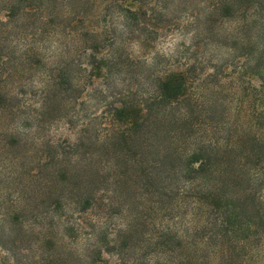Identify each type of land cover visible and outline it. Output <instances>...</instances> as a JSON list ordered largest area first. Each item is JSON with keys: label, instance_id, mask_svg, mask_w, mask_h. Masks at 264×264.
Listing matches in <instances>:
<instances>
[{"label": "trees", "instance_id": "trees-1", "mask_svg": "<svg viewBox=\"0 0 264 264\" xmlns=\"http://www.w3.org/2000/svg\"><path fill=\"white\" fill-rule=\"evenodd\" d=\"M24 2L25 0H9L7 19L14 21L18 16L17 11L25 6ZM125 2L126 0L121 2L116 10L110 4L104 7L102 16L109 24L107 27L115 24V15L122 20L121 26L125 29V21L140 20V8L130 7ZM131 2L133 4L134 0ZM217 11L225 21L235 22V26L229 29L230 32L226 29L216 31L221 36L225 34V38H232L231 43H225L233 53L229 61L232 68L230 73L225 69L227 63L217 61L216 56L215 63H212L211 57L203 55L197 63L213 64L214 69L198 83V90L191 89V83L195 80L190 73L195 68L192 64L184 72L166 73L158 79L153 92L145 97L142 95V99L135 98V94L130 92L118 94V104L109 106L105 112L107 128L103 141H94L107 152L106 155L111 154L113 160L102 161V155L81 150L88 132L87 126L78 130L75 141L68 142L66 148L70 151L55 150L48 153L43 150L44 153L40 155L39 158H43L45 162L43 167L48 169V173L41 178L42 183L45 187L52 188L50 195L59 193L55 197L53 209L60 208L64 213L67 205H72L81 214L88 209H93L96 213V217L88 223L79 216L68 225L73 241H86L83 264H101L105 260L104 253L115 255L114 264H138L136 254L130 255V241L135 236L133 224L127 222L123 227L116 225L110 232L102 228L106 219L102 215L103 208L105 205H112L113 200L121 193L120 181L131 182L138 178H145L148 182H165L163 188H166V192L174 190L191 196L194 209L193 231L186 229L180 235L177 232L171 236L166 234L159 241L168 246L175 237H181L178 241L182 247L180 252L163 251L161 260L157 258L156 262L150 260L146 264H247L249 252L245 249L246 239L244 240L247 235L242 232L250 227V221L244 219L245 226L240 225L243 213L236 203L244 200L237 197L238 192L232 191L235 182L233 160L237 149H247L246 156L252 155L259 164L264 159L263 154H260L264 150V144L260 143L258 133L248 132L243 135L235 121H228L229 117L219 120L210 114L215 112L216 115L219 107L224 108L227 105L224 103L227 100L221 98L226 87L231 93L240 88L243 94L239 99L237 114L245 105L253 106L249 112L255 118H261V122L264 121V0H216L215 12ZM83 17L86 15L83 14L81 18ZM8 27L5 45L0 44V48L5 47V53L0 56L7 60L13 84L5 92V96L7 99L19 97L20 92L16 85L20 84L26 69L38 72L37 77L41 76L39 82L42 86L36 101L40 106L36 110L35 119L40 124H45V114L57 95L56 87L63 83L80 86V71H88L94 78L102 76L105 85L114 73V67L121 63L118 60L117 41L111 38L108 42L106 38H101L108 28L92 29L93 34L90 35L94 39L88 41V31L84 27L75 30L73 26L71 34L65 36H73L74 39L68 43L60 38L61 43L57 45L61 47L53 48L52 43L55 42L49 38L53 33L48 32L44 37L41 36L45 39L41 41L32 35H24L17 23ZM56 56L57 66L60 68L58 75L52 73L53 68L46 69L48 61ZM81 56L87 62L85 65L80 61ZM225 73L228 75L227 80L223 78ZM253 75L260 79L258 86H251L250 76ZM210 90L215 91V102H208L203 98ZM22 107L23 105L12 107L11 115L21 113ZM207 129L213 130L215 135ZM219 130L223 131L218 132ZM237 130L240 131L239 135ZM216 133L221 135L217 137ZM10 134L13 136L8 145L14 147L19 136L13 132ZM98 140L102 143H98ZM247 142L248 147L244 145ZM45 143L47 147L54 148L61 145L51 139H46ZM245 162L246 159L240 165L244 169ZM103 163H108L107 169ZM119 164L134 166V170L129 175L122 170L123 177H119ZM106 170L116 174L114 183L118 185L110 193L106 192L105 196L95 187L106 182V175L102 176ZM42 172L39 168L33 172L30 170L29 173L40 178ZM38 206V202L30 203L22 191H17L15 200L11 202L0 199V247L11 252L12 247H19L20 242H24L32 234L38 226ZM200 215H204L203 223L195 219H199ZM95 225L98 228L101 225V230L84 232L88 228L92 230ZM52 228V222L38 227V230L43 231V234L38 231L42 234L41 241H37V245L36 241H29L28 238V243H32L28 247L52 244ZM84 234L86 236L82 237ZM234 242H240L244 247H236ZM47 260L48 264H62L51 255ZM0 264L7 262L2 259ZM16 264L23 262L17 261Z\"/></svg>", "mask_w": 264, "mask_h": 264}, {"label": "rangeland", "instance_id": "rangeland-1", "mask_svg": "<svg viewBox=\"0 0 264 264\" xmlns=\"http://www.w3.org/2000/svg\"><path fill=\"white\" fill-rule=\"evenodd\" d=\"M8 1L0 0L1 45H5L8 37V26L11 27L15 23L21 26L24 35H32L41 41H45L41 36L44 37L48 32L53 33L49 37L55 42L52 43L53 48L61 47L57 45L61 43L60 38L68 43L74 39L73 36H65L71 34L73 26L75 30L84 27L89 33L86 36L88 41L94 39L90 35L93 34L92 29L108 28L101 38H106L108 42L111 38L117 41L118 60L121 63L114 67V73L108 82L104 85L102 76L94 78L88 71L78 72V77L82 80L80 86L63 83L56 87L57 95L54 96L53 104L45 114V124H40L35 119L36 110L40 106L36 101L39 99V90L42 86L39 82L41 76L38 78V72L26 69L21 76V86L15 84L20 92L19 97L7 99L5 92L11 88L13 82L9 76L7 60L0 56V94L2 95L0 97V199L11 202L15 200L17 191H22L30 203H39L40 210V216L36 221L37 228H34L32 234L23 240L24 242H20L19 247H12L11 252L0 247V260L5 259L7 264H16L17 261H22L23 264H48L47 259L51 255L54 260L62 264H83L86 241H73L68 225L79 216L88 223L90 219L96 217V213L93 209H88L81 214L72 205H67L64 210L66 213L60 208L53 209L55 197L59 193L57 192L55 196L50 195L49 191L52 188L45 187L42 183L41 178L48 173V169L43 167L45 166L43 158H39L44 153L43 150L48 153L55 150L70 151L66 148L68 142L75 141L78 130L87 126L88 132L83 139L84 145L81 150L102 155V161L113 160L112 155L110 153L106 155L107 152L94 141L97 139L103 141L105 137L103 134L107 128L105 112L109 106L118 104L120 99L118 94L130 92L135 94V98L142 99V95L145 97L153 92L158 79L164 77L166 73L184 72L192 64L195 68L190 73L195 80L191 83V89L198 90L200 88L197 86L198 83L214 69L213 64L197 63L203 55L211 57L212 63H215V56L217 61L227 63L225 69L230 73L232 68L229 61L233 53L225 43H231L232 38H225V34L221 36L216 34V31L226 29L230 32L229 29L235 26V22L229 23L219 11L215 12L216 0H134L133 4L131 0H126L125 3L130 7L140 8L141 14L140 20L125 21L126 29L121 26L122 20L118 15H115V24L109 27L102 16L107 4L116 10L124 0H25V6L17 11L18 16L14 21L7 19ZM83 14L86 17L81 18ZM4 53L5 47L2 46L0 55ZM81 59L80 61L85 65L87 63L85 58L81 56ZM57 60L56 56L48 61L46 66L47 70L53 68L51 71L54 75H58L60 71ZM187 75L191 78L189 74ZM227 76L226 74L223 78L227 80ZM250 80L251 86H258L260 83V79L255 75L250 76ZM225 89L221 98L227 100L224 102L227 105H224V108L219 107L217 114L215 115L214 112L210 114L211 117L219 120L229 117L228 121H235L243 135L248 132L258 133L260 143L264 144V121L261 122V118L257 119L249 112L253 106L245 105L238 114L236 112L243 94L242 89L239 88L232 93L228 87ZM203 98L208 102L209 100L215 102V91H208ZM17 105H23L21 113L12 116L11 108ZM207 131L215 135L213 130L207 129ZM11 132L19 136V141L13 145L14 147L8 145L13 136ZM237 132L239 135L240 131ZM220 135L216 133L217 137ZM241 138L244 139L242 135ZM46 139L54 140L57 145H61L56 148L47 147ZM248 144V142L244 143L247 147ZM261 151L263 152L260 154L264 156V150ZM246 152L247 149L235 151L232 168L235 182L232 191L238 192L237 197L244 200L236 203L243 213L240 225L245 226L244 219L250 221V227L242 232L243 235H247V238H244L245 249L249 252L247 264H264V159L258 164L256 158L251 157L252 155L246 156ZM16 155L18 156L15 158ZM245 159L244 169L240 165ZM108 163H103L105 169ZM39 168L43 171L40 178L29 173L30 170L33 172ZM122 170L129 175L134 170V166L119 164L120 172L117 171V176L123 177ZM103 173L102 176L107 177L106 182L99 183L100 185L95 188L106 196V192L110 193L118 184L114 183L116 181L114 172L106 170ZM165 184L159 181L148 182L145 178L131 182L120 181L121 193L113 200L112 205L109 207L105 205L103 208L102 215L106 219L101 225L108 232L116 225L122 226L127 222L133 224L135 236L130 241L132 247L130 255L136 254L138 264H146L150 260L156 262L157 258L161 260L163 251L174 250V253H179L182 249L178 242L181 237L177 239L175 237L173 243H169L168 246L159 241L166 234L171 236L172 233L177 232V235H180L186 229L193 231L194 209L191 196L188 197L174 190L170 193L166 192V188H163ZM58 215L61 217L59 218ZM195 219L203 223L204 215ZM50 222L53 225L52 244L37 247L39 245L37 241H41L43 234L38 227L47 226ZM101 225L99 228L95 225L92 230L88 228L84 232H97L101 230ZM81 236L84 237L86 234ZM28 238L29 241H36L38 244L35 247L34 245L28 247L29 244L32 245L28 243ZM235 244L236 247H244L240 242ZM103 257L105 260L101 261V264H114L116 261L115 255L112 254L104 253Z\"/></svg>", "mask_w": 264, "mask_h": 264}]
</instances>
